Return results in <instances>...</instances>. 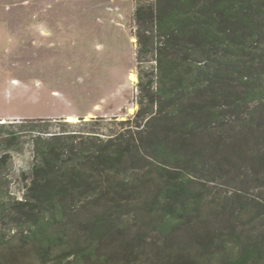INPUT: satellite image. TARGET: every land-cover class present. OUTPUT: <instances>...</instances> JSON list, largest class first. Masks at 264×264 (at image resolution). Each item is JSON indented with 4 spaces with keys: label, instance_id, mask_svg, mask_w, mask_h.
<instances>
[{
    "label": "trees",
    "instance_id": "1",
    "mask_svg": "<svg viewBox=\"0 0 264 264\" xmlns=\"http://www.w3.org/2000/svg\"><path fill=\"white\" fill-rule=\"evenodd\" d=\"M136 1L156 60L139 108L112 133L30 121L24 197H0V264H264V231L244 228L264 201H217L199 179L264 175V0Z\"/></svg>",
    "mask_w": 264,
    "mask_h": 264
},
{
    "label": "rangeland",
    "instance_id": "2",
    "mask_svg": "<svg viewBox=\"0 0 264 264\" xmlns=\"http://www.w3.org/2000/svg\"><path fill=\"white\" fill-rule=\"evenodd\" d=\"M136 7V0H0V123H6L0 124V158L11 155L0 161L1 198L24 197L33 164L32 119L49 120L37 123L55 131L74 115L75 122H93L68 130L112 133L137 111L138 72L146 81L156 74V60L155 52L140 53ZM260 147L251 141L249 153ZM227 171L216 180L199 177L214 199L250 207L264 201V175L247 167ZM244 228L264 231V220Z\"/></svg>",
    "mask_w": 264,
    "mask_h": 264
},
{
    "label": "bare ground",
    "instance_id": "3",
    "mask_svg": "<svg viewBox=\"0 0 264 264\" xmlns=\"http://www.w3.org/2000/svg\"><path fill=\"white\" fill-rule=\"evenodd\" d=\"M67 119L70 120V121H72V122H75V121L78 120L77 116H74V115H69Z\"/></svg>",
    "mask_w": 264,
    "mask_h": 264
}]
</instances>
